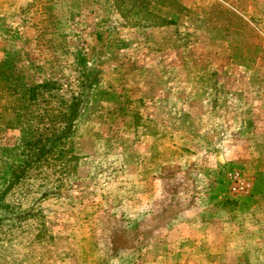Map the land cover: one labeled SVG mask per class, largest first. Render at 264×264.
<instances>
[{
    "label": "crops",
    "instance_id": "1",
    "mask_svg": "<svg viewBox=\"0 0 264 264\" xmlns=\"http://www.w3.org/2000/svg\"><path fill=\"white\" fill-rule=\"evenodd\" d=\"M211 1L240 13L249 30H229L207 13L209 18L195 17L199 0H178L191 12L183 16L185 37L174 22L143 31L129 24L126 32L108 25L116 15L114 0H89L86 7L77 2L66 10L65 18L87 12V29L117 43L107 84L116 91L134 89L121 106L144 118L138 135L121 134L128 142L113 152L123 164L98 186L107 189L106 196L94 197L95 221L100 213L113 216L124 238L96 230V222L90 233L81 222L75 232L87 258L76 264L235 260L241 218L253 197L232 196L226 178L233 167L247 165L240 158L264 144V0L250 16L241 2L238 7L233 0ZM29 11L35 14L30 36L43 18L40 10ZM9 37L0 34V43ZM122 40L133 45L121 48ZM116 100L115 95L109 104L119 109Z\"/></svg>",
    "mask_w": 264,
    "mask_h": 264
},
{
    "label": "rangeland",
    "instance_id": "2",
    "mask_svg": "<svg viewBox=\"0 0 264 264\" xmlns=\"http://www.w3.org/2000/svg\"><path fill=\"white\" fill-rule=\"evenodd\" d=\"M122 1L128 22L140 24L138 30L167 19L174 22L180 36H186L189 28L183 16L191 12L178 0ZM239 2L250 11L245 12L249 16L262 5V0H233V5L240 7ZM48 3L0 0V34L10 36L0 43V264L82 262L87 256L75 232L81 222L90 233L96 222V230L124 238L123 227L113 216L100 213L95 221L94 197L106 196L107 189L98 186L123 164L119 152H113L128 142L121 134L138 135L144 118L121 106L134 89L116 91L107 84L106 72L116 64L119 53L113 38L102 34L98 38L87 29V22L91 23L87 12L65 18L68 12L63 4L55 6L53 14ZM199 4L195 17L206 19L207 13L229 30H249L241 14L225 3L199 0ZM30 9L43 10L41 24L44 31L54 34L52 40L38 29L29 36L35 16ZM121 13L108 25L127 23ZM52 22L58 28L46 26ZM129 27L125 24L120 29L126 32ZM131 45L128 40L119 44L121 48ZM115 95L119 109L109 104ZM113 118L121 123H113ZM261 146L240 158L247 164L240 167L253 183L252 191L241 197H253V203L241 218L244 230L236 237L232 264H264Z\"/></svg>",
    "mask_w": 264,
    "mask_h": 264
},
{
    "label": "trees",
    "instance_id": "3",
    "mask_svg": "<svg viewBox=\"0 0 264 264\" xmlns=\"http://www.w3.org/2000/svg\"><path fill=\"white\" fill-rule=\"evenodd\" d=\"M60 1H61V0H49V3H48V4L51 6V8H53V9H52V10H53V11H52L53 14H55V13L57 12L56 9H55V6L60 5V4H61V5L63 4V3L60 2ZM88 1H89V0H86V4H84L83 0H80V1H79V0H65L66 4H63V5H64L63 7H65L66 10H68V7H71V6H72L73 8H75L77 2H78V4H79V3H82V4L84 5V7H86V5H88ZM120 1H121V3L123 2L122 0H117V2L115 1L116 5H117V11H116L117 13H116V15H115L114 18L117 19V15H118V13H119V12H120V13L122 12L121 14H122L123 16L121 15V17H123L125 20H127V18L129 17V16L127 15L128 12L122 7V5L120 4ZM161 7H162V6H161ZM38 10H40V9H38ZM40 11H41V13H43V12H42L43 10H40ZM118 11H119V12H118ZM72 13H73V12H72ZM72 13H71V14H72ZM73 14H74V13H73ZM75 15H78V13L75 14ZM58 16H59V19H60V15H58ZM42 17H43V14H42ZM68 17H70V15H69ZM68 17H67V18H68ZM60 20H61V19H60ZM128 20H129V19H128ZM128 20H127V23H123L122 25H125V24H128V25H129L130 23L128 22ZM165 23H166V24H170V23H172V22H171V20H167V19H166L165 22L159 23V24H157V25H161V24H165ZM50 24H52V26H56V27L58 28V26H57L56 23H54V22L49 23V24H47L46 26H48V25H50ZM116 25H117V27H119V28L122 26L119 22H118ZM130 25L133 26V27H138V25L140 26V24H138V23H137V24H132V23H131ZM114 26H115V25H114ZM152 26H153V25H152ZM155 26H156V25H155ZM115 27H116V26H115ZM145 27H150V26H149V25H146V26H144V28H145ZM43 28H44V27L42 26V24L39 25V27H38V31H41L40 34H41L42 36H44L45 39H46V37H47V38H49V39L52 40V38L54 37V36H53L54 34H53V35H50V33L44 31ZM56 30H57V29H56ZM56 30H55V32H56ZM55 32H54V33H55ZM42 33H43V34H42ZM47 34H48V35H47ZM49 35H50V36H49ZM45 231H46V229L43 230V233H42L41 235L44 236V235L46 234Z\"/></svg>",
    "mask_w": 264,
    "mask_h": 264
},
{
    "label": "built area",
    "instance_id": "4",
    "mask_svg": "<svg viewBox=\"0 0 264 264\" xmlns=\"http://www.w3.org/2000/svg\"><path fill=\"white\" fill-rule=\"evenodd\" d=\"M227 173L226 181L232 196L241 197L252 191L253 183L248 178V175L244 169L241 167H233Z\"/></svg>",
    "mask_w": 264,
    "mask_h": 264
}]
</instances>
